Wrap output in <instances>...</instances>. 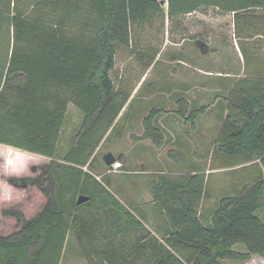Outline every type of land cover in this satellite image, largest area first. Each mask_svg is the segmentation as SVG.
<instances>
[{
  "label": "trees",
  "instance_id": "16d2710c",
  "mask_svg": "<svg viewBox=\"0 0 264 264\" xmlns=\"http://www.w3.org/2000/svg\"><path fill=\"white\" fill-rule=\"evenodd\" d=\"M263 5L264 0H167V15L215 7L232 13L236 24L242 11ZM159 7L158 0H36L30 14L18 10L10 17L12 48L0 81V142L40 153L49 163L35 179L18 185H34L45 197L33 217L25 219L13 207L0 211L18 227L0 236V264H60L70 232L78 228L80 238L100 216L107 220L102 233L107 244L147 230V216L109 190L103 173L111 165L96 148L114 130L130 97L115 87L110 74L115 48L127 46L131 25ZM224 99L233 110L225 109L213 152L230 161L214 168L241 171L243 177L204 209V172L160 175L150 188L162 210L151 213L159 220L151 227L156 235L144 232L130 247L141 264H223L225 258L264 257V218L257 215L264 207V72L254 70L241 87L237 80ZM70 105L81 118L72 128L68 151L59 157ZM207 110L208 105L194 106L181 96L174 113L194 126ZM166 111L151 107L141 135L134 137L157 147L167 144L158 125ZM99 166L103 173L93 171ZM80 195L88 199L77 204ZM104 257L103 264H125L122 250Z\"/></svg>",
  "mask_w": 264,
  "mask_h": 264
},
{
  "label": "rangeland",
  "instance_id": "374dc122",
  "mask_svg": "<svg viewBox=\"0 0 264 264\" xmlns=\"http://www.w3.org/2000/svg\"><path fill=\"white\" fill-rule=\"evenodd\" d=\"M35 1L0 0V13L6 12V15L0 14L3 16L0 17V81L12 48L10 17L18 10L30 14ZM245 19L250 23L246 24ZM234 20L232 13L215 7H201L191 14L168 17L166 3H160L157 12L132 24L129 44L115 48V63L110 73L115 87L129 91L130 97L114 130L96 148L98 156L111 152L115 157H131L133 159L126 161L127 166L135 171H143L142 162L145 167H173L177 174L202 171L207 177L204 209L210 207L219 194L229 190L232 182L239 181L244 175L241 171L231 173L229 168H214L225 167L230 158H221L222 154L214 153L213 148L226 107L233 110V104L224 98L237 80L241 87V80L254 70L264 72V5L242 11L236 24ZM181 96L194 106L208 105V110L197 118L194 126L184 124L174 113L176 100ZM154 106L167 110L158 119V125L166 128V139L173 138L170 144L158 149L148 139L136 142L131 137L142 133L143 116ZM80 118V111L70 105L61 135L64 140L61 139L57 150L59 157L68 151L69 140ZM169 151L173 153L172 163L167 158ZM93 171L103 173V168L99 166ZM20 188L25 193L21 202L0 206V211L13 207L29 219L41 209L45 197L34 185ZM140 193L142 201L148 199L145 192ZM122 200L129 205L128 200ZM135 207L148 218L144 232L156 235L151 228L158 224L156 215L153 221L151 209L146 204L142 206L146 211L141 205ZM257 215L264 218V207ZM0 219V236L17 231L13 217L0 215ZM106 221L104 216L95 218L93 226L80 238L76 235L78 228L73 229L60 264H103L104 255L111 256L120 250L124 252L125 264H141L134 259L135 253L130 247L145 233L122 236L113 245L107 244L102 238ZM235 248L242 250L240 246ZM248 260L225 258L222 263L245 264Z\"/></svg>",
  "mask_w": 264,
  "mask_h": 264
},
{
  "label": "crops",
  "instance_id": "0c3cea01",
  "mask_svg": "<svg viewBox=\"0 0 264 264\" xmlns=\"http://www.w3.org/2000/svg\"><path fill=\"white\" fill-rule=\"evenodd\" d=\"M5 13L6 12H1L0 14L1 15H6ZM189 14H191V13H189ZM2 18H3V16L1 17V19ZM120 113H119V115H120ZM119 115H118V117H119ZM118 117H117V121H118ZM160 128L163 130L164 134H165V131L167 132L166 128H165V130L162 127H160ZM140 135L132 134L131 137L136 142L140 141V140H145V139H137V138L134 137V136H140ZM148 140H150V139H148ZM170 140L173 141V138L166 139L167 144H165V145H163L161 147H164V146L170 144V142H171ZM152 145L156 149L161 148V147L157 148V146L155 147V145L153 143H152ZM152 153H154V152L152 151ZM157 155H159V153H157ZM167 155H168L167 158H168L169 162L170 163L174 162L173 161L174 159L172 157L173 153L171 151H169ZM116 158H118L120 160V162L122 164V167H125V168L122 169V167H121L120 170L112 171V172H108V173L107 172L103 173V174H105L106 181L109 184V187H108L109 190L112 193H114L115 196L118 199H120L122 202H124L122 200L124 198L125 200H128L129 204H131L132 206H136V204H138V205H141V207H142L143 205L146 204L147 208L151 209L150 213H152V212L160 213L162 210L153 201V198H152V195H151V191H150L151 186H153L156 183V181H157V179H158V177L160 175H166V176H169V177H174V176H178V175H181V174H184V173H182V172H180L181 174L180 173H178V174L175 173V170H174L175 168H173V167H164V168H159V167L158 168L157 167L154 168V167H147V166L145 167V163L144 162H142V165L144 164L143 171H135V169L129 168V166H127V162H126L127 160L133 159V158L129 157L127 159L126 157H124V155L119 156V157H115V159ZM152 168H154V169H152ZM193 172H196V170H192V171L187 172V173H193ZM97 178L99 179V175L97 176ZM139 189L141 191H139ZM140 192H142V193L145 192L147 194V196H148V199L142 201L141 199H143V198H142V195H141ZM119 196H122V199L119 198ZM142 208L145 210V207H142ZM152 219H153V217H152ZM153 221H154V219H153ZM157 222H159V220H157ZM15 226H16V224H15ZM16 228H17V226H16Z\"/></svg>",
  "mask_w": 264,
  "mask_h": 264
},
{
  "label": "clouds",
  "instance_id": "9594fccd",
  "mask_svg": "<svg viewBox=\"0 0 264 264\" xmlns=\"http://www.w3.org/2000/svg\"><path fill=\"white\" fill-rule=\"evenodd\" d=\"M47 163L48 159L40 153L0 142V206L20 203L25 193L18 185L39 176ZM13 180L17 183L13 184Z\"/></svg>",
  "mask_w": 264,
  "mask_h": 264
},
{
  "label": "built area",
  "instance_id": "2783aa9c",
  "mask_svg": "<svg viewBox=\"0 0 264 264\" xmlns=\"http://www.w3.org/2000/svg\"><path fill=\"white\" fill-rule=\"evenodd\" d=\"M163 3H166L167 5V0H161ZM122 167V164L120 161L116 160L111 164L110 169L108 170V172H112V171H117L120 170ZM254 261V263H258V264H264V257L259 256V255H252L251 258H249V260L245 263V264H252L251 262Z\"/></svg>",
  "mask_w": 264,
  "mask_h": 264
},
{
  "label": "water",
  "instance_id": "95a60500",
  "mask_svg": "<svg viewBox=\"0 0 264 264\" xmlns=\"http://www.w3.org/2000/svg\"><path fill=\"white\" fill-rule=\"evenodd\" d=\"M161 4H163V2H160ZM102 160L106 165H111L114 161H115V156L111 153V152H106L103 156H102ZM88 199V197L80 195L77 198V204H80L84 201H86Z\"/></svg>",
  "mask_w": 264,
  "mask_h": 264
}]
</instances>
